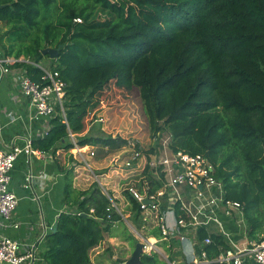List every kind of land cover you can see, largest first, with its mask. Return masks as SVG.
Segmentation results:
<instances>
[{"label": "trees", "instance_id": "trees-1", "mask_svg": "<svg viewBox=\"0 0 264 264\" xmlns=\"http://www.w3.org/2000/svg\"><path fill=\"white\" fill-rule=\"evenodd\" d=\"M62 1L63 11L53 23L48 19L58 0H0V25L8 26L6 32L0 27L3 55L39 64L43 50L58 49L52 68L67 84L65 116L58 108L48 135L34 140V148L69 152L75 147L70 132L81 130L102 94L112 86L122 92L137 87L151 136L168 133L171 151L209 159L226 200L242 205L249 239L259 240L264 235V0ZM40 32L45 47L32 40L41 38ZM16 66L41 82L39 68L26 62ZM126 143L101 128L76 138L78 146L104 152ZM65 171L67 210L45 237V262L94 264L91 251L106 236L136 247L138 240L121 216L114 211L108 218L111 202L99 184L77 189L74 168ZM160 187L155 182L151 191ZM125 198L140 229L138 205L128 193ZM208 235L205 228L198 231L197 251L213 260L229 244L212 235L213 243L206 245ZM162 246L170 251V262L175 252L169 248H175L187 263L180 244ZM167 263L158 253L142 257V264Z\"/></svg>", "mask_w": 264, "mask_h": 264}, {"label": "built area", "instance_id": "built-area-1", "mask_svg": "<svg viewBox=\"0 0 264 264\" xmlns=\"http://www.w3.org/2000/svg\"><path fill=\"white\" fill-rule=\"evenodd\" d=\"M75 21L82 22L81 19ZM20 62L32 64L42 71L41 82L35 81L26 68L18 73L16 81L20 92L30 99V107L35 112L32 119L42 117L48 120L39 134V137L47 136L50 130L49 121L57 114L58 108L65 116L67 84L53 68L48 69L41 64L26 61L23 57L16 59L3 54L0 55V77L4 78L13 73L11 67ZM8 116L11 122L17 121L12 112ZM98 121L104 122L102 119ZM70 137L75 143V147L70 151L77 161V178L86 183L92 181L93 184H99L111 202L107 208L108 218H111L115 211L133 231L144 232L143 235L139 234V240L144 245V255L158 253L163 257L157 247L158 243L166 242L170 246L172 242H176L180 244L186 264H264V235H260L259 240L249 239L247 228L244 227L242 205L226 200L224 184L216 176L217 167L204 155L173 152L167 141L157 151L155 148L145 150L140 140H127L105 166L97 167V148L78 146L71 132ZM24 142L23 147H0V220L9 223L12 222L19 202L17 196L9 189L10 173L18 156L25 153L30 164L33 157L42 158L46 155V152L34 148L31 137L24 139ZM105 151L109 152V149L106 148ZM102 170L107 171L98 173ZM32 179L33 175L29 173L25 183L27 189L31 187ZM108 179L116 182L114 190H109V184L103 182ZM155 182L160 183L161 187L151 191ZM118 189L122 190V198L126 200L125 193H128L136 201L140 229H137L131 219V202L126 200L127 213L120 210L118 197L112 194V191L119 192ZM145 200H149V203ZM13 226L19 227L18 224ZM232 227L243 229L244 235L235 238L230 230ZM203 228L209 232L204 244L213 243L212 235L224 237L226 244H229L228 250L216 259L208 260L206 252L197 251V233ZM155 231L159 237L150 234ZM152 239L155 242L151 241ZM163 259L168 260V257ZM37 260V248L34 245L21 244L0 235L1 263L35 264ZM168 264L177 263L168 260Z\"/></svg>", "mask_w": 264, "mask_h": 264}, {"label": "crops", "instance_id": "crops-1", "mask_svg": "<svg viewBox=\"0 0 264 264\" xmlns=\"http://www.w3.org/2000/svg\"><path fill=\"white\" fill-rule=\"evenodd\" d=\"M11 69L13 73L4 78L0 77V147L3 149H9L13 145L23 147L24 139L27 137H31L33 141L37 140L48 121L42 117L32 119L35 112L30 107V99L20 92L16 81L18 73L23 68L14 66ZM10 112L17 117L16 122L10 121L8 116ZM61 152L62 150L57 151L56 154L47 152L42 158L35 156L30 164L28 156L22 153L18 156L10 173L9 189L17 196L19 202L11 223L5 222L3 219L0 220V235L21 244L34 245L37 248L38 256L35 264H47L43 257L45 232L47 229H49L48 233L52 231L51 229L61 213L52 219V213L48 214L47 209L52 204V198L56 193L57 178L62 175L65 169L62 168L65 162L62 163L60 159ZM29 173L33 175V179L31 187L27 189L25 183ZM77 177L76 175L75 178ZM76 180L79 183H84L81 179L77 178ZM61 201H64L63 197H61ZM15 224H18L19 227L15 228L13 226ZM159 249L161 250V248ZM91 259L95 264L92 255ZM103 261L104 258H100L98 262L104 264ZM0 264L8 263L0 262ZM250 264L255 263L251 262Z\"/></svg>", "mask_w": 264, "mask_h": 264}, {"label": "rangeland", "instance_id": "rangeland-1", "mask_svg": "<svg viewBox=\"0 0 264 264\" xmlns=\"http://www.w3.org/2000/svg\"><path fill=\"white\" fill-rule=\"evenodd\" d=\"M62 4H63V1L58 0V4L56 8H54L51 14L49 15V19H48L49 21L53 23L56 22V18L63 11ZM48 20H44V21L47 22ZM0 27H1L2 32H6L5 30L8 28L6 24H1ZM41 29H44L43 24L41 25ZM39 35L41 38L35 37L32 40L40 41L41 47H45L47 45L46 44L47 41L44 37L43 32H40ZM0 55H2V50H1ZM28 60L31 62H34L33 60H30V59ZM53 63H54V60L46 56H43L41 60L39 61V64H41L42 66L48 69L52 68ZM100 98L102 101L99 107L95 111L88 114L87 117H85V119L82 122L81 130L78 133H76V135L72 133L75 139L78 136H84L88 134L90 130L91 132H94L97 129L101 128L103 133L112 135L114 137L120 136L130 141L140 140L143 143V147L145 148V150H150V149L155 148L157 151H159L166 141L170 143L171 139L168 133H163L157 138H153L151 136L149 132L148 121H147L146 115L143 110V104H142L141 97H140V91L137 87L133 88L129 92L127 91L122 92V91L115 90L112 86L111 89L109 90V93L106 95L102 94ZM99 119H102L104 122L98 121ZM120 150H121V147L114 149V150H110V152H104L97 148L96 150L97 155H98L97 161L99 163L97 167L105 166L106 163L109 162L110 159H112V157L115 156ZM60 159L62 163L65 162V165L62 166V168H65V169L62 172V175L59 178H57L56 193L52 198V204H50L47 208L48 214L52 213V219L53 217L56 218V216L59 215L60 212L67 210V206L65 205L64 201L63 202L61 201V197H63V194H64V186L66 182L65 181V172H66L65 170L71 167L75 169V166L77 164V161L72 156V151L66 152L62 150ZM106 171L107 170H102V171H98V173L106 172ZM76 175L77 174L74 171L73 172V184L74 186L76 184L77 189L86 190L93 185L92 181H90L88 184L86 182L79 183V181L76 180L77 178H75ZM103 182L109 184L107 185L108 186L107 188H109V190H114V185L116 184L115 181L112 182V180L108 179ZM121 189H118L119 192H116V193L112 191V194H115L118 197L120 210H123L125 213H127V210H126L127 207H125L126 200L122 198ZM244 227L247 228L245 221H244ZM230 230L234 233L235 238H238L241 235H244L243 229L232 227L230 228ZM129 231L131 232V235H133L138 240V242H140L139 234L143 235L144 232H140L137 230L133 231L131 228H129ZM151 233L152 232H150V234ZM145 235L148 236V234H145ZM157 246L161 248L162 256L164 258L169 257L170 251H168L166 247H163L161 243H158ZM135 248L136 247L130 244L129 241H126L121 237L111 238L109 236H106L105 240L101 243V245L96 247L95 250L93 249L91 251V255L95 261V264H102L98 262L100 258H104V261H103L104 264H107V263L116 264L117 260H127V259L129 260ZM169 249H173L172 251L175 252V254H170L172 259L174 260L173 262L177 264H183V257L177 254L178 249H175V248H169ZM164 260L168 262L169 259L168 260L164 259Z\"/></svg>", "mask_w": 264, "mask_h": 264}, {"label": "water", "instance_id": "water-1", "mask_svg": "<svg viewBox=\"0 0 264 264\" xmlns=\"http://www.w3.org/2000/svg\"><path fill=\"white\" fill-rule=\"evenodd\" d=\"M42 54L44 56H49L51 59L54 60L58 57L59 50L54 48H47L43 50ZM145 202L149 203V200H145ZM56 228H57V222L53 225L51 230L54 232ZM143 247H144L143 243L138 242L136 244V248L133 251L131 258L127 261L126 264H142V257L144 256Z\"/></svg>", "mask_w": 264, "mask_h": 264}, {"label": "bare ground", "instance_id": "bare-ground-1", "mask_svg": "<svg viewBox=\"0 0 264 264\" xmlns=\"http://www.w3.org/2000/svg\"><path fill=\"white\" fill-rule=\"evenodd\" d=\"M151 241L155 242L154 239H152Z\"/></svg>", "mask_w": 264, "mask_h": 264}]
</instances>
